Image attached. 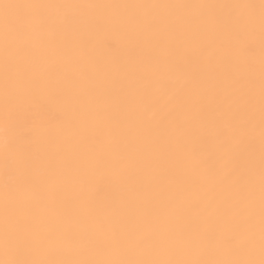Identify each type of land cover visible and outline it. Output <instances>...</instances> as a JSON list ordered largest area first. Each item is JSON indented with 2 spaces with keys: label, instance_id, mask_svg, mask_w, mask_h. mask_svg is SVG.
Returning a JSON list of instances; mask_svg holds the SVG:
<instances>
[{
  "label": "snow or ice",
  "instance_id": "obj_1",
  "mask_svg": "<svg viewBox=\"0 0 264 264\" xmlns=\"http://www.w3.org/2000/svg\"><path fill=\"white\" fill-rule=\"evenodd\" d=\"M0 264H264V0H0Z\"/></svg>",
  "mask_w": 264,
  "mask_h": 264
},
{
  "label": "bare ground",
  "instance_id": "obj_2",
  "mask_svg": "<svg viewBox=\"0 0 264 264\" xmlns=\"http://www.w3.org/2000/svg\"><path fill=\"white\" fill-rule=\"evenodd\" d=\"M84 2H99V3H103V2H117V0H84ZM174 2V0H173ZM190 2H197V0H190Z\"/></svg>",
  "mask_w": 264,
  "mask_h": 264
}]
</instances>
